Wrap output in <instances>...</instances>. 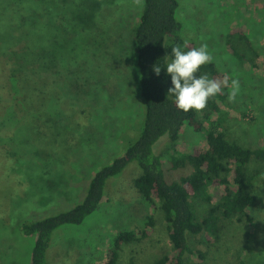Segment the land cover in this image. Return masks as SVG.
Instances as JSON below:
<instances>
[{
	"label": "rangeland",
	"instance_id": "1",
	"mask_svg": "<svg viewBox=\"0 0 264 264\" xmlns=\"http://www.w3.org/2000/svg\"><path fill=\"white\" fill-rule=\"evenodd\" d=\"M177 1L175 17L181 24L178 37L191 48L208 45L213 56L211 63L219 74L210 79L223 80L227 76L229 81L240 82L235 102L228 100L229 89L222 88L227 94L222 110L230 116L226 120L229 135L251 149L264 148V0ZM29 2L23 0L16 16L30 19L25 11L30 8ZM38 2L40 11L34 15L41 17L46 29V111L52 122L69 130L70 135L62 138L53 133L57 138L52 139L51 134L44 141L48 144L42 147L39 142L43 139L38 137L34 142L28 127H21L11 140L2 139L16 157L0 163V186L6 185L7 189L10 184V192L0 189V264H30L35 237L25 236L22 226L80 204L93 175L136 142L144 122L133 52L134 30L143 7H134L132 0ZM5 3L0 2V21L7 16ZM232 30L238 31L233 38L237 46H245V40L239 38L243 34L253 47L244 51L245 60H237L226 47V37ZM11 36L16 38L14 31ZM172 42V38H167L165 46ZM205 112L206 109L197 115L208 130L218 114L204 119ZM205 130L194 133L183 127L177 152L205 147ZM68 136L70 140L65 143ZM159 142L157 149L153 147L156 153L172 152L169 140L163 138ZM5 154L0 151L1 158ZM167 157L162 158L166 169ZM251 160L247 173L260 172L254 177L257 202L248 210L252 222L228 225L225 235L212 244L203 236L193 240L192 248L205 254L203 264H232L230 258L236 253L247 264H264V164ZM11 169L14 171L10 172V180L4 174ZM165 170L168 181L188 172ZM139 175L133 162L109 178L103 199L92 214L79 225H66L53 233L47 250L48 263L105 264L116 234L127 230L137 233L151 215L154 226L150 236L122 246L117 264H152L163 254L172 255L161 212L144 204L133 186ZM209 191L213 193L214 189ZM193 204L196 218L201 220L209 206L198 200ZM240 246L244 248L240 250ZM195 258L191 255L189 261Z\"/></svg>",
	"mask_w": 264,
	"mask_h": 264
},
{
	"label": "trees",
	"instance_id": "2",
	"mask_svg": "<svg viewBox=\"0 0 264 264\" xmlns=\"http://www.w3.org/2000/svg\"><path fill=\"white\" fill-rule=\"evenodd\" d=\"M28 1L30 8L25 11L29 12L27 16L30 19L24 20L23 17L16 16L23 0H7V3L6 0H0L5 3L7 12L6 18L2 17L0 21V151L4 150L6 153L0 157L2 164L16 157L3 143L7 144L4 140H11L18 128L28 127L34 136V142L39 140L38 137L43 139L39 142L42 147L48 144L44 141L51 134L52 139L57 138L53 133L62 138L64 134L70 135L69 130L53 123L46 111L48 98L44 93L47 92L46 84L49 83L43 75L46 29L41 23V17L35 18L40 11V2ZM11 4L12 8L8 7ZM178 6L177 0H143V10L134 30L133 49L138 91L144 104L141 133L121 157L93 175L80 204L67 212L22 226L25 236L35 237L30 264H49L47 250L53 233L66 225L81 224L98 208L104 196L106 181L119 175L133 162L140 170L133 186L144 204L161 212L171 247L172 255L163 254L152 264H203L205 254L192 248L193 240L203 236L212 244L220 240L228 225L243 222L251 224L248 210L257 202L253 187L254 177L260 172L249 175L247 168L251 159L264 164V148L251 149L250 145H242L229 135L226 120L230 116L222 110L227 100L225 91L222 90L207 103L204 119H208L212 113L218 114L217 120L208 130L204 129L195 110L187 113L179 110L174 97L168 94V89L173 87L171 76L166 71L168 59H173L171 48L180 46L184 52L191 49L190 45L184 44L178 37L181 29V24L175 17ZM12 31L16 38L11 36ZM236 34L237 30L230 31L226 37V47L229 53L242 61L245 60L244 51L253 50V47L243 34L239 38L245 40V46H237L233 42ZM169 37L173 42L165 46ZM154 66L161 68L159 76L155 74ZM205 74L209 78L219 75L212 63L201 66L195 75L199 78V75ZM185 126L194 133L205 130L206 146L192 149L188 153L177 152L179 132ZM69 137L71 136L67 137L65 143L70 140ZM163 138L173 144L171 153L154 151ZM154 146L156 148L153 150ZM163 156H168L165 160L168 161V169L162 163ZM163 168L166 169L165 173L170 172L168 170L188 172L179 179L168 181ZM11 171L14 170L4 174L10 180ZM7 185V189L6 185H1L0 189L10 192V184ZM210 188L214 189L213 193H210ZM195 200L209 206L201 220L196 218L193 204ZM153 226L154 219L151 215L146 217L144 226L137 233L128 230L117 233L105 264H117L122 246L147 239ZM242 248L244 246H240V250ZM191 255H196L193 262L189 261ZM230 261L232 264H247L237 253L231 256Z\"/></svg>",
	"mask_w": 264,
	"mask_h": 264
},
{
	"label": "clouds",
	"instance_id": "3",
	"mask_svg": "<svg viewBox=\"0 0 264 264\" xmlns=\"http://www.w3.org/2000/svg\"><path fill=\"white\" fill-rule=\"evenodd\" d=\"M133 6L143 7V0H132ZM173 59L167 64V74L171 76L173 87L168 89V94L174 97V103L179 110L187 113L195 110L202 113L210 98L220 94L222 88H228L229 102H235L240 92L238 79L226 76L223 80L210 79L206 74L196 77L201 66L211 63L213 56L208 50L206 43L199 47L191 48L184 52L180 46L171 48ZM154 72L160 75L161 68L154 66Z\"/></svg>",
	"mask_w": 264,
	"mask_h": 264
}]
</instances>
